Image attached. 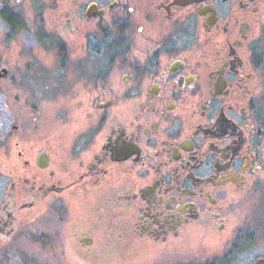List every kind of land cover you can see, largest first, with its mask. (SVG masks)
<instances>
[{"label":"flooded vegetation","instance_id":"1","mask_svg":"<svg viewBox=\"0 0 264 264\" xmlns=\"http://www.w3.org/2000/svg\"><path fill=\"white\" fill-rule=\"evenodd\" d=\"M0 19L17 44L0 63V244L172 264L186 243L251 239L264 0H0Z\"/></svg>","mask_w":264,"mask_h":264},{"label":"rangeland","instance_id":"2","mask_svg":"<svg viewBox=\"0 0 264 264\" xmlns=\"http://www.w3.org/2000/svg\"><path fill=\"white\" fill-rule=\"evenodd\" d=\"M3 27L0 19V63L6 59L5 50L17 45L16 40L5 36ZM3 84L0 83V103L3 98ZM48 113L52 117L51 110ZM249 201L241 221L245 227L243 234L248 232L251 241L247 242L244 238L237 240L243 236H237L236 233L228 243L225 242L228 235L216 243H186L171 251L172 264H246L264 255V185L252 193ZM228 233L232 235L230 232L226 234ZM28 237L25 243L0 244V264H103L98 260L91 262L78 257L70 243H37ZM161 255L162 253H155L151 260H125L122 264H150L160 259L158 257Z\"/></svg>","mask_w":264,"mask_h":264},{"label":"water","instance_id":"3","mask_svg":"<svg viewBox=\"0 0 264 264\" xmlns=\"http://www.w3.org/2000/svg\"><path fill=\"white\" fill-rule=\"evenodd\" d=\"M178 1L189 2V1H192V0H178ZM0 75H1V72H0ZM248 264H264V256H259V257L256 258V260H254L253 262L248 263Z\"/></svg>","mask_w":264,"mask_h":264}]
</instances>
